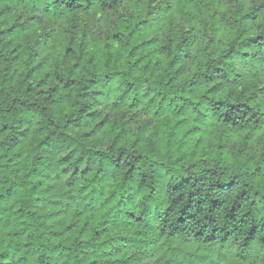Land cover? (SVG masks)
I'll list each match as a JSON object with an SVG mask.
<instances>
[{
  "label": "clouds",
  "instance_id": "1",
  "mask_svg": "<svg viewBox=\"0 0 264 264\" xmlns=\"http://www.w3.org/2000/svg\"><path fill=\"white\" fill-rule=\"evenodd\" d=\"M0 264H264V0H0Z\"/></svg>",
  "mask_w": 264,
  "mask_h": 264
}]
</instances>
